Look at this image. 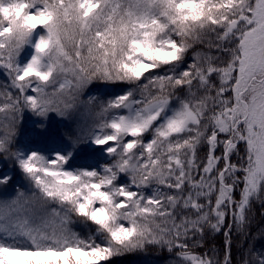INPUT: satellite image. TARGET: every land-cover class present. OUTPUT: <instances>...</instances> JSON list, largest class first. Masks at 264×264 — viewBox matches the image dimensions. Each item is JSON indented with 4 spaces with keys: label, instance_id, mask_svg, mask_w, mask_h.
<instances>
[{
    "label": "snow or ice",
    "instance_id": "snow-or-ice-1",
    "mask_svg": "<svg viewBox=\"0 0 264 264\" xmlns=\"http://www.w3.org/2000/svg\"><path fill=\"white\" fill-rule=\"evenodd\" d=\"M0 76V155L27 181L0 194V264H113L150 246L232 264L233 227L264 208V0H0ZM96 84L121 90L101 99ZM78 106L91 122L71 135L14 143L25 111L44 134ZM206 228L224 231L222 257L193 250Z\"/></svg>",
    "mask_w": 264,
    "mask_h": 264
},
{
    "label": "trees",
    "instance_id": "trees-1",
    "mask_svg": "<svg viewBox=\"0 0 264 264\" xmlns=\"http://www.w3.org/2000/svg\"><path fill=\"white\" fill-rule=\"evenodd\" d=\"M2 84V82H0ZM102 85L96 84L93 87L99 89ZM121 90V87L112 86L111 91H108L105 98L116 94ZM19 122L16 129L18 128ZM4 128L0 125V134H2ZM17 146V140L15 142ZM0 158L5 159L2 155ZM99 159L100 163H105L106 160L100 158L99 155L93 157ZM6 167H14L19 170L18 167L11 161L7 160L5 162ZM2 170L0 169V173ZM22 176H24L22 174ZM249 220L248 224L243 230L233 227L230 233L231 237V253H232V264H242V260L245 258L249 249H262L264 248V208L261 207V202L256 201L253 204L251 211L248 214ZM228 222H231L229 219ZM74 229L81 235H88L92 231V226L90 224H83L77 222L73 225ZM226 236L224 231L213 232L210 229L205 230V235L203 239V247H193L196 252L204 253L208 249H215L219 256H223L224 245ZM192 246V242H190ZM113 264H172V254H170L167 249L160 248L158 246H150L144 252L130 253L123 256H118L113 258Z\"/></svg>",
    "mask_w": 264,
    "mask_h": 264
},
{
    "label": "rangeland",
    "instance_id": "rangeland-1",
    "mask_svg": "<svg viewBox=\"0 0 264 264\" xmlns=\"http://www.w3.org/2000/svg\"><path fill=\"white\" fill-rule=\"evenodd\" d=\"M0 81L5 83L4 77L0 76ZM111 90L109 86L102 85L99 89H95L92 87L89 91L91 94L99 96L101 99H106L105 96L107 95V90ZM91 122V115L89 111L82 107L78 106L75 110H73L70 115L61 117L56 113H50L47 121V132L44 134H40L37 128V125L40 123V118L35 116L30 111H25L23 118L19 121L18 128L16 129V136L14 139V143L18 142V144L29 145L33 149L43 148L49 145L50 141L49 138H56L64 135L65 133L71 135L74 131H77L79 128L86 126ZM24 145H20L19 147H23ZM93 157H90L87 161L84 158H77L73 161L74 167H80L85 162L91 163L93 161ZM7 161L3 158L0 159V169L4 165L3 162ZM20 171V170H19ZM4 174L14 175L12 169H7ZM24 176L19 178V181L16 178L12 179L11 185L9 184L5 190L10 191L13 193V189L16 186L22 188L21 183L25 184L27 181L24 179ZM21 179L23 181L21 182Z\"/></svg>",
    "mask_w": 264,
    "mask_h": 264
}]
</instances>
